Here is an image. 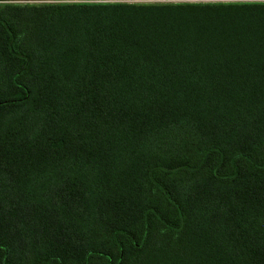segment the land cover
<instances>
[{
    "label": "trees",
    "instance_id": "obj_1",
    "mask_svg": "<svg viewBox=\"0 0 264 264\" xmlns=\"http://www.w3.org/2000/svg\"><path fill=\"white\" fill-rule=\"evenodd\" d=\"M0 264H264V1L1 3Z\"/></svg>",
    "mask_w": 264,
    "mask_h": 264
},
{
    "label": "rangeland",
    "instance_id": "obj_2",
    "mask_svg": "<svg viewBox=\"0 0 264 264\" xmlns=\"http://www.w3.org/2000/svg\"><path fill=\"white\" fill-rule=\"evenodd\" d=\"M250 2L264 0H0L1 3H93V2H129V3H162V2Z\"/></svg>",
    "mask_w": 264,
    "mask_h": 264
}]
</instances>
